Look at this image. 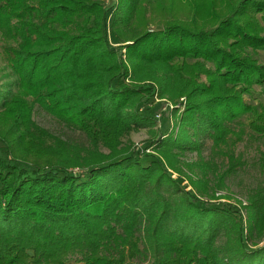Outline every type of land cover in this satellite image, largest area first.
Listing matches in <instances>:
<instances>
[{"label":"trees","instance_id":"1","mask_svg":"<svg viewBox=\"0 0 264 264\" xmlns=\"http://www.w3.org/2000/svg\"><path fill=\"white\" fill-rule=\"evenodd\" d=\"M152 1L164 8V0H0V48L13 77L0 87V264H264L254 241L264 233L263 187L248 199L245 230L238 209L186 190L158 155L117 148L154 120V99L184 97L181 130L162 139L157 130L148 146L198 152L207 137L214 156L233 161L247 129L263 144L264 169V104L247 98L264 85V1L187 0L182 18L170 0V19L151 26ZM36 108L85 145L38 125ZM167 110L177 117L178 108Z\"/></svg>","mask_w":264,"mask_h":264},{"label":"rangeland","instance_id":"2","mask_svg":"<svg viewBox=\"0 0 264 264\" xmlns=\"http://www.w3.org/2000/svg\"><path fill=\"white\" fill-rule=\"evenodd\" d=\"M105 5L110 4V0H104ZM180 4L179 8L182 9L175 14L184 18L189 15L190 9H188L187 0H175ZM264 1V0H261ZM149 2L147 6L146 20L148 24L153 26L158 21L169 20L166 12L163 13V9L170 7V0H164V8L156 7L155 3ZM177 4L173 3L174 8H178ZM185 5V6H184ZM172 6V4H171ZM162 9V11H161ZM150 26V27H151ZM110 42L113 44L116 42L114 37L110 35ZM258 59L264 63V51H259ZM12 76L8 74L5 69L2 59V53L0 48V87L6 85L8 81L12 80ZM247 98L252 103L264 104V85H254L251 89L250 95ZM185 103V98H179L175 103L171 102L168 98H156L154 104L151 106V112L154 113V120H145L142 123L137 124L131 130L127 131L121 137V143L117 148L124 149V151H138L139 153H154L161 157L171 177L177 179L181 186H185L186 190H191L205 201L210 202L212 206H217L220 203H228L238 209L243 218V225L245 230L250 226L249 209L247 203L251 194L260 187L264 188V169L262 160L258 159L260 152L263 150V144L260 140L247 129L240 133V138L237 139L235 144L231 147L230 151H233V161H229L226 156L220 154L214 156L211 153V140L209 138L201 137L200 151L196 152L191 149H176L174 147H167V145L159 148V144L152 146L149 142L154 138V134L157 130H163L165 133L161 136V139L168 135H176L181 128L179 127V118L182 114V105ZM150 104L147 103L142 109ZM168 108H178L177 117L170 118V112ZM34 121L50 130L53 135L58 137H64L71 139L74 142H79L85 145L84 136L78 131L67 129L57 123L50 116L45 114L39 109H35L33 115ZM140 121V120H139ZM239 129H236L238 131ZM189 140V139H188ZM147 147V148H145ZM227 149V146H223V150ZM222 150V151H223ZM99 153H107V150L100 146L97 147ZM213 152V151H212ZM86 152L80 153L83 155ZM0 155L2 151L0 149ZM214 160L212 162L211 160ZM213 164V165H212ZM214 167V171L211 169ZM73 173H78L81 170L80 166L70 167ZM178 194L180 192L178 191ZM253 232V231H252ZM254 234V233H253ZM254 241H257V245H264V233L259 234L257 230L254 234ZM224 239H219L218 245H221Z\"/></svg>","mask_w":264,"mask_h":264}]
</instances>
